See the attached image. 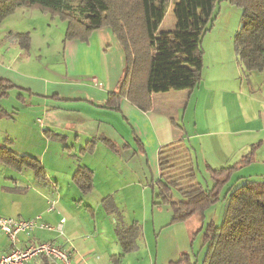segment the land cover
I'll list each match as a JSON object with an SVG mask.
<instances>
[{
	"label": "rangeland",
	"instance_id": "1",
	"mask_svg": "<svg viewBox=\"0 0 264 264\" xmlns=\"http://www.w3.org/2000/svg\"><path fill=\"white\" fill-rule=\"evenodd\" d=\"M174 2L175 0H170L166 17L159 29L160 34H172L177 28ZM215 15L216 22L202 40V80L205 83L210 81L209 84L212 83L219 90L235 91L241 88L240 91L244 93L240 99L243 101L245 115H262L264 100L261 99L258 104L250 107L245 100V93L263 98L260 92H264V86L261 85L264 73L246 75L235 51V36L241 28L242 10L222 0ZM66 31V21L37 8H20L0 23V79L10 80L17 86L10 91L8 97L0 100V110L7 115L0 117V145L11 143V148L19 155L28 154L30 158L44 160L49 181L47 189H54L52 192L59 197L61 204L57 207L58 210L69 207L74 210L76 206L73 201L83 200L78 211L84 214L86 206L92 207L98 212L99 223L105 230L113 231V217L119 221V228H124V221L129 227L136 225L140 228L136 247L140 246L141 251H135L125 261L121 257L124 253H120L122 255L116 256L115 264H171L185 255H189L192 262L202 264L205 255L204 228L212 221L222 223L227 205L224 197L228 189L241 185L242 183L237 182L238 179L264 181V147L254 156L257 166L234 175L221 192V201L206 211L204 223L194 216L188 222L168 226L172 218L171 211L154 206L157 203L155 191L158 189L156 181L160 174L158 153L161 147H157L153 126L161 134L163 126L166 123L171 125L170 118L173 117L178 126L186 128L194 144L198 146L196 158L193 156L194 161L197 159L194 168L198 183L204 188H211L213 185L206 162L216 157V143L221 141L220 137L207 140L199 136L205 131L202 130L203 127L195 129L193 124L202 122V103L195 110V100L187 112V102H170L167 110L171 117L167 121L156 117L154 123L151 122L153 126L146 118H141L146 135L143 141L139 140L136 132H143L134 129L131 122L129 125L122 113L124 99L120 101V110L114 113L115 116L119 114V118L102 113L103 97L107 95L109 98L118 91L126 68V54L112 30H98L87 42L66 40ZM17 34L28 35V50L22 48ZM252 86H257L255 93L251 92ZM180 92L171 90L169 97ZM110 113L113 115V112ZM214 116L220 121L221 115L217 110ZM220 122H215L218 131H227L226 125L223 127ZM222 123L225 124V121ZM124 128H130L132 135L126 136ZM65 129L70 132L66 133ZM77 131L83 134L80 140L82 147L74 141L77 139ZM58 134H61L59 139ZM129 137L132 148L127 145L131 143ZM107 140L113 141L116 146ZM88 146L92 149L85 151ZM247 151L248 149H243L241 155L232 156L225 161V165H218L215 161L213 166L229 167ZM174 160L176 170L171 173L172 179L180 187L186 188L188 162L180 152H177ZM84 165L96 172L98 192L83 195L73 183L75 173L85 168ZM24 172L20 179H25L26 182L36 180L32 170L27 168ZM56 180L59 184L55 183ZM105 192L116 194V201L112 199L115 203L107 204L110 208L115 206L112 216H107L104 207L99 205V197ZM180 198V194L174 191V199ZM7 215L16 216L9 211ZM104 218H107V222Z\"/></svg>",
	"mask_w": 264,
	"mask_h": 264
},
{
	"label": "trees",
	"instance_id": "2",
	"mask_svg": "<svg viewBox=\"0 0 264 264\" xmlns=\"http://www.w3.org/2000/svg\"><path fill=\"white\" fill-rule=\"evenodd\" d=\"M221 1L175 0L178 24L172 34L159 33L170 0H0V23L20 8H37L67 22L68 41L87 42L94 32L110 28L126 54V68L118 91L109 96L106 108L119 111L120 101L126 99L148 112L153 94L194 90L201 84L202 40L217 20L215 11ZM226 1L242 10L235 51L243 71L246 75L264 73V0ZM16 37L24 50L30 48L27 34ZM15 88L8 80L0 79V100ZM3 116L7 115L0 110V117ZM177 135V141L159 153L161 179L156 184L154 206L171 210V224L188 222L194 216L204 223L206 211L221 201V192L234 175L250 164V157L219 170L206 166L213 185L204 188L198 183L193 153L183 142L181 126H177ZM10 145L0 146L1 165L18 171L28 168L37 180H47L38 160L18 155ZM91 149L88 146L85 151ZM177 152L184 154L188 162L186 188L180 187L171 176L176 170ZM254 152L255 149L251 156ZM237 182L242 184L230 187L224 197L227 205L222 223L212 221L204 228L202 264H264V181L238 179ZM73 183L82 194L88 195L94 190V174L88 168H81L75 173ZM174 191L180 194V199H174ZM139 234L136 225L118 228L124 254L134 249ZM40 259L39 264H51L43 257ZM171 264L196 263L185 255Z\"/></svg>",
	"mask_w": 264,
	"mask_h": 264
},
{
	"label": "crops",
	"instance_id": "3",
	"mask_svg": "<svg viewBox=\"0 0 264 264\" xmlns=\"http://www.w3.org/2000/svg\"><path fill=\"white\" fill-rule=\"evenodd\" d=\"M251 76L254 75L252 74ZM9 82L11 81L9 80ZM209 83L210 81L205 83L204 80H202L201 84L196 89L181 91L177 95H172L173 97L172 96L169 97L171 91L164 94H153L151 96L152 107L151 110L148 112H144L142 110L140 111V109L132 105L126 99H124L122 102L121 110L125 118L128 120L129 125L131 122L132 125L134 126V127L132 126L134 129L143 132V134L136 132L138 139L143 141L144 140L143 137H145L146 132H144L145 130L142 128V122L140 120L141 118L144 119L146 118L149 121V124L153 126L151 122L154 123L156 117L158 118L162 117L164 120L167 121V118L170 116V114L168 113L169 110H167L170 107L169 105L170 102L171 103H176L179 101H182V103L187 102L185 108V111L187 112L191 108V105L193 106L196 100L195 110L196 108L199 107L198 105L202 103L201 107H202L203 117L201 123L197 121L193 125L195 129H198V127H203L202 130L205 131L203 132L204 134L200 133L199 136H201L202 139L206 138L207 140H210L214 137L217 138L220 137L219 139L221 140L220 142L217 141L216 143L217 146L216 157L214 156V159L212 158L211 160L207 161L206 166H210L212 169L215 170L226 168L224 166L220 168H215L216 166L214 167L213 164L216 163L215 161H217L218 165H225V161L227 162L229 159H231L232 156L241 155L242 153L241 151L243 149H248L247 153L242 155L239 159H237L231 166L242 162L248 156L250 157V164L244 166V168H242L239 172H241L244 169L257 166L258 162L255 161L254 156H256L257 152L261 151L264 147V136H262L264 133V113L262 114L263 116L260 113L256 117H249V116L247 117L245 115L243 108L244 106L242 104L243 101L240 99V96L244 93L240 91L241 88L239 87H241V85L238 86L239 89L235 91L232 90L225 91V90H219L218 87H215L212 83L210 85ZM205 84H209V85H205ZM261 85L264 86V81H262ZM257 86H254L255 88L252 86V90H251L252 93L256 92ZM260 89H262V87H260ZM262 94H264V92H260V96L263 98H257L256 97L257 95L249 96L247 93H245V97H246L245 100L247 102V105L253 107L254 105L258 104V102H260L261 99L264 100V96H262ZM107 101H108V97L106 95V97H103L102 105H101V107L104 108L102 111L103 115L107 114L109 116L112 117L114 116L116 118H119V114L118 116H115L114 115L115 111L106 108L105 105H107ZM216 110L221 115L220 117L221 122L218 121V118L214 116ZM107 111L113 112L112 113L113 115H111V113L110 112L108 113ZM170 120H171V125H168L166 123L165 126H163L164 129L161 134H159L157 132V128L153 126L154 135L156 137V142L158 145L157 147H161L159 149V153L163 147L172 145L179 138V136L177 135L178 124L173 117L170 118ZM216 121L220 122L223 127L226 125L227 131L225 130L218 131V128L215 126ZM222 121L223 122L225 121V124H223ZM121 125L125 127L124 124ZM182 128L184 129L183 142L185 146L192 151L193 156L195 157V153H197L198 146L197 144H194L193 139L191 138L189 132H187L186 128L184 127ZM124 129H126L125 131L126 136L132 135L130 128L128 129L124 128ZM65 131L66 133L70 132V130H66V129ZM75 134L77 139L74 141H76L77 144L79 143L78 144L79 146L82 145V143L80 144L81 136H83L82 132L77 131L75 132ZM60 135L61 134H58L57 136ZM112 142L111 140L108 141V143L110 144ZM129 142L131 143H127V145L130 148H132L133 144L130 137H129ZM112 144L116 146L115 143ZM114 145L112 147H114ZM122 146L126 147V145L124 144ZM141 149L144 148L141 147ZM253 149H255V152L254 155L251 156ZM159 153H158V164H159ZM27 155L28 154L26 155L21 154V156H27ZM195 162H197V159L195 160ZM39 163L44 168L47 178L48 175H47V170L44 166L45 165L44 160L41 159ZM81 165L82 164H80V166ZM84 167L88 168L93 172L94 174L93 192L94 191L98 192L96 172L93 170V168L89 167L88 165H84ZM24 170L21 171L14 170L0 164V171H1L0 217L30 220L38 216H41L43 222L50 225L52 228H54V230L53 231L38 230L31 236V239H26L25 237H22L21 239L22 242L20 244V247L22 248L25 247L26 245L51 242L65 250H71V251L73 250L74 264H115L117 258L116 256L122 255L124 253L122 243L120 242L118 236L119 221L115 217H113V221H112V226L114 228L113 231L110 229L105 230L104 228L101 227V224L99 223L98 212L95 211L92 207L86 206L83 209L84 214H86L88 217L78 211L81 209L82 206L81 203L83 200L73 201L76 206V209L74 210H72V207H69V209L59 208L58 210L57 207H59L61 204L60 199L59 197L57 198V196L53 193L54 189L48 191L47 189L48 187L47 185L49 184L48 179L46 181H41L35 178L36 180H34L33 182H29V181L26 182L25 179L23 180L20 179L21 174H25ZM159 170H160V166H159ZM160 179H161V170H160L159 178L156 181V184ZM245 179L251 181L252 178H245ZM56 181L57 182L55 183L59 184L58 180ZM53 188L56 187L53 186ZM115 198H116V194L114 193L111 194L110 192H105L104 194L102 193L101 196L99 197V203H100L99 205L102 208L104 207L105 210L104 213L107 216H112V211H114L115 209V206L110 208L109 206H107V204L109 202L113 203L112 199L116 201ZM53 201L57 203L56 211L49 213L48 212L49 203ZM164 208L169 209L168 207H164ZM159 209L161 210V207H159ZM8 211L10 213L12 212L15 213L16 216L7 215ZM2 213L3 215H1ZM107 218L106 219L104 218L105 222H107ZM63 219H65L66 222L63 225V231L61 234L57 229L58 226L60 225L61 220ZM123 225L124 227H129L127 223H125V221L123 222ZM170 225H171V221L168 224V226ZM0 237H1L0 255H2L10 251V243L7 237L1 233H0ZM136 240L137 238L134 240V249L130 253L123 254L121 256L123 261H125L128 256L134 254L135 251L136 252L138 250L139 252L141 251L140 246L136 247ZM40 260H41L40 258L34 259L30 264H39ZM50 263L54 264L52 262Z\"/></svg>",
	"mask_w": 264,
	"mask_h": 264
},
{
	"label": "built area",
	"instance_id": "4",
	"mask_svg": "<svg viewBox=\"0 0 264 264\" xmlns=\"http://www.w3.org/2000/svg\"><path fill=\"white\" fill-rule=\"evenodd\" d=\"M57 203H49L48 212L56 211ZM63 219L58 226L62 234ZM38 230L53 231L50 225L43 222L42 217L23 220L9 217H0V233L7 237L10 243V251L0 255V264H30L34 259L45 258L54 264H74L73 250H65L54 243L44 242L20 247L22 237L31 239V236Z\"/></svg>",
	"mask_w": 264,
	"mask_h": 264
}]
</instances>
